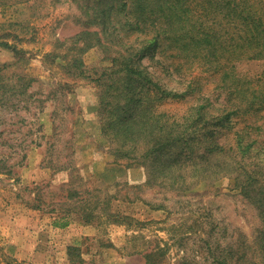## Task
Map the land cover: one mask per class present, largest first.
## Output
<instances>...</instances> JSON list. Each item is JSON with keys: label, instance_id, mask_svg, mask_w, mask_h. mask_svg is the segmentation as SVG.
I'll return each mask as SVG.
<instances>
[{"label": "rangeland", "instance_id": "obj_1", "mask_svg": "<svg viewBox=\"0 0 264 264\" xmlns=\"http://www.w3.org/2000/svg\"><path fill=\"white\" fill-rule=\"evenodd\" d=\"M87 29L72 0H0V43L10 45L0 46V264H147L154 247L166 248L164 264H208L207 244L219 253L239 233L255 243L263 201L242 193L233 174L179 194L147 185L143 167L109 153L91 80L110 52L93 44L68 53ZM73 56L86 78L69 68ZM155 60L141 61L167 88L190 90L158 111L181 120L210 98L215 112L223 95L210 72L185 65L178 74ZM262 69L240 66L248 75ZM20 74L33 79L24 91ZM242 126L232 116L219 130L232 136Z\"/></svg>", "mask_w": 264, "mask_h": 264}, {"label": "trees", "instance_id": "obj_2", "mask_svg": "<svg viewBox=\"0 0 264 264\" xmlns=\"http://www.w3.org/2000/svg\"><path fill=\"white\" fill-rule=\"evenodd\" d=\"M72 1L88 29L75 36L68 53L93 44L110 52L109 67L91 80L99 88L109 153L143 167L147 185L179 194L196 181L233 174L242 193L263 201L261 228L253 244L241 233L219 253L212 254L207 244L205 258L208 264H264V142L259 139L264 136V0ZM144 57L155 58L158 66H176L178 74L185 65L210 72L223 95L218 108L211 112L210 98H199L181 120L158 111L162 101L183 99L190 90L167 88L143 65ZM250 61L262 62L263 69L242 73L240 66ZM71 67L77 78L87 77L80 57L73 56ZM19 80L23 91L33 81L24 74ZM238 115L243 126L232 136L219 130ZM165 254L166 248L154 247L144 257L147 264H164ZM185 260L178 264H192Z\"/></svg>", "mask_w": 264, "mask_h": 264}]
</instances>
